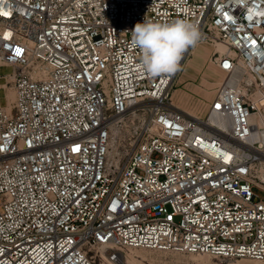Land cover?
Returning a JSON list of instances; mask_svg holds the SVG:
<instances>
[{"label": "built area", "instance_id": "obj_1", "mask_svg": "<svg viewBox=\"0 0 264 264\" xmlns=\"http://www.w3.org/2000/svg\"><path fill=\"white\" fill-rule=\"evenodd\" d=\"M176 19L225 73L204 115L172 100L198 43L158 77L131 47L137 23ZM0 66V264L264 259V0H0Z\"/></svg>", "mask_w": 264, "mask_h": 264}, {"label": "rangeland", "instance_id": "obj_2", "mask_svg": "<svg viewBox=\"0 0 264 264\" xmlns=\"http://www.w3.org/2000/svg\"><path fill=\"white\" fill-rule=\"evenodd\" d=\"M215 46L218 47V44ZM213 48L214 46L208 42L198 43L185 61L172 89L174 103L190 113L205 114L210 100L225 76V73L211 59ZM8 71L10 67L0 66V74ZM12 90L10 81L4 83V78L0 77L1 103H4L5 99L9 101L13 99ZM255 190L260 195H264V189L261 187ZM198 256L199 254L196 253L142 247L131 248L127 251L129 264H247L264 261L246 257H213L210 255L205 260H200Z\"/></svg>", "mask_w": 264, "mask_h": 264}, {"label": "clouds", "instance_id": "obj_3", "mask_svg": "<svg viewBox=\"0 0 264 264\" xmlns=\"http://www.w3.org/2000/svg\"><path fill=\"white\" fill-rule=\"evenodd\" d=\"M200 38L197 26L186 19L168 23L144 20L131 31V47L140 52L141 69L158 77L176 73L184 53Z\"/></svg>", "mask_w": 264, "mask_h": 264}, {"label": "bare ground", "instance_id": "obj_4", "mask_svg": "<svg viewBox=\"0 0 264 264\" xmlns=\"http://www.w3.org/2000/svg\"><path fill=\"white\" fill-rule=\"evenodd\" d=\"M218 48L220 49V51H222V49H224L223 44L218 43ZM43 71L44 73L47 71L46 66H43ZM230 80H231L230 81L231 85L235 86L237 89L243 92H245L248 89V85H252L253 83L252 78L248 74L243 73L240 69H237L235 72L232 73ZM12 92H13V97H14V91L12 90ZM117 150H118V147L116 143H113L111 152H116ZM258 176H259L258 183L260 187H264V168L261 169V172H259ZM207 256L208 254L206 253H199L198 259L205 260ZM126 257H127V254H126ZM127 260H128V257H127ZM258 260H264V259H258ZM247 264H264V261L250 262Z\"/></svg>", "mask_w": 264, "mask_h": 264}, {"label": "snow or ice", "instance_id": "obj_5", "mask_svg": "<svg viewBox=\"0 0 264 264\" xmlns=\"http://www.w3.org/2000/svg\"><path fill=\"white\" fill-rule=\"evenodd\" d=\"M227 66H228V65H225V67H227ZM217 107H219V105H217ZM73 150L76 151V150H78V149L74 148Z\"/></svg>", "mask_w": 264, "mask_h": 264}]
</instances>
